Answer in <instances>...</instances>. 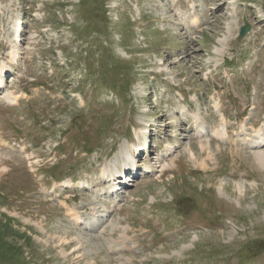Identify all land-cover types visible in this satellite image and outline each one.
<instances>
[{
    "label": "rangeland",
    "instance_id": "374dc122",
    "mask_svg": "<svg viewBox=\"0 0 264 264\" xmlns=\"http://www.w3.org/2000/svg\"><path fill=\"white\" fill-rule=\"evenodd\" d=\"M1 65L0 264H264V0H0Z\"/></svg>",
    "mask_w": 264,
    "mask_h": 264
},
{
    "label": "bare ground",
    "instance_id": "6f19581e",
    "mask_svg": "<svg viewBox=\"0 0 264 264\" xmlns=\"http://www.w3.org/2000/svg\"><path fill=\"white\" fill-rule=\"evenodd\" d=\"M192 18H193V20H192V22H194V24H199V17L198 16H192ZM21 25H22V23H21ZM21 25H19V22L16 24V30L17 29H20L21 27ZM23 27V26H22ZM19 34V33H18ZM15 35H17V34H15ZM13 54H14V52H13ZM9 70V68L8 67H5L4 65L2 66L1 65V72L3 73L4 72V74H3V76H0V93H2L1 92V87L5 84V79H4V76L6 75V72ZM264 124H262V126H260V127H258V128H256L255 129V135H254V138H253V140H254V144H255V146H257V147H262L263 145H264ZM254 127V126H253ZM167 152V151H166ZM258 156H260V159L261 160H264V151H260L259 152V154H258ZM131 158V157H130ZM116 168V167H115ZM114 167H113V170L115 169ZM111 175H114V174H111ZM115 179V178H114ZM68 182H65V184H67ZM74 210V209H73ZM72 209H69V214H70V216H72V219L74 220L75 219V221H78V220H80L82 217L80 216V214L78 213V212H76V211H73Z\"/></svg>",
    "mask_w": 264,
    "mask_h": 264
},
{
    "label": "water",
    "instance_id": "95a60500",
    "mask_svg": "<svg viewBox=\"0 0 264 264\" xmlns=\"http://www.w3.org/2000/svg\"><path fill=\"white\" fill-rule=\"evenodd\" d=\"M249 28H250L249 25H245V26H243V27L241 28L240 35H241V36H244V35L248 32Z\"/></svg>",
    "mask_w": 264,
    "mask_h": 264
}]
</instances>
